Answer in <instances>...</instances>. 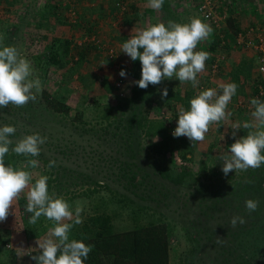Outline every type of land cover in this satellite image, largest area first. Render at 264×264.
Listing matches in <instances>:
<instances>
[{
	"label": "rangeland",
	"instance_id": "obj_1",
	"mask_svg": "<svg viewBox=\"0 0 264 264\" xmlns=\"http://www.w3.org/2000/svg\"><path fill=\"white\" fill-rule=\"evenodd\" d=\"M119 2L124 9L118 6ZM202 3L212 6L217 26L201 16L198 6ZM82 5L79 0H0V49L16 47L31 62V78L41 82V91L33 90L35 101L22 107L9 104L0 108V127L16 128L9 137L10 151L27 135L38 133L46 138L38 157L14 153L16 168L32 172L33 183L39 175H47L51 180L50 194L63 197L73 210L79 202L83 208V222L79 226L90 223L95 215L94 203L100 197L106 199L109 212L123 195L152 206L158 202V216H164L171 230L169 264H217L221 257L236 264L234 260H240L237 255L242 249L233 241L234 233L247 221L244 218L245 223L231 225L233 217H242L235 209L242 203L235 202V195L228 191L234 178L243 180L254 169L233 170L225 176L220 157L229 151L235 139L252 130L242 125L253 120L251 100L264 95V73L258 67V55L264 51V0H188L183 4L187 12L184 16L173 12L176 3L172 2L137 19L127 15L128 3L110 0L108 16L104 18L108 21L101 17L98 22L89 14L90 20H85L83 15L89 10ZM194 17L213 29L196 48L210 53L205 70L198 74L199 84L187 91L189 82L173 78L159 85L150 84L147 89L139 88L134 82L141 78V63L121 52L122 44L136 32L123 31L125 27L133 30L135 23V29H143L159 22L167 25L169 20L183 24ZM235 26L239 33L233 32ZM122 33H126L124 38ZM65 40L69 43L64 44ZM51 53L55 55L51 57ZM122 69L125 77L119 75ZM213 76L219 78L218 83L211 84ZM227 83L238 85L227 108L230 115L212 124L203 142L192 144L187 137L172 135L181 107L189 110L190 100L208 88L222 94L221 85ZM165 87L168 96L161 99ZM47 97L56 99L61 106L46 105ZM159 120L172 129L147 134L149 125ZM234 124L241 126L239 130L233 129ZM165 140H171L172 147L163 152L162 160L161 143ZM30 159L38 160L37 168L27 166ZM50 161H55V166L49 168ZM127 164L138 175V181L145 182L139 189L129 186L121 176L120 167ZM159 165L168 168V176L159 173ZM208 174L214 175L211 180L216 187L227 189L225 200L218 202L221 204L217 209H209L208 191L200 185L207 181ZM152 184L154 199L143 200L133 192L139 193ZM87 190H91L89 196L84 195ZM200 190L206 193L201 196ZM228 203L231 211L225 216ZM26 205L25 192L14 201L7 219L0 222V264H30L29 252L37 249V240H42L55 226L50 222L47 231L26 238L24 230L32 225L23 221L30 214ZM127 212L113 219L118 229L132 224ZM48 221L43 216L38 220L44 227L49 225ZM225 247L231 252L225 251Z\"/></svg>",
	"mask_w": 264,
	"mask_h": 264
},
{
	"label": "clouds",
	"instance_id": "obj_2",
	"mask_svg": "<svg viewBox=\"0 0 264 264\" xmlns=\"http://www.w3.org/2000/svg\"><path fill=\"white\" fill-rule=\"evenodd\" d=\"M164 0H148V5L154 9L162 8ZM213 29L200 18H192L188 23H177L169 20L167 25L159 22L143 29H138L135 35L122 44L121 52L132 61L141 63V78L134 83L141 89L151 85H159L165 79H178L181 83L190 82L193 87L199 84L198 74L205 70L206 61L210 59L207 51H197V45L209 38ZM140 49H143L141 52ZM31 62L22 57L14 46L0 49V108L9 104L22 107L36 100L35 92L41 91L38 78L32 79ZM126 76L125 70L119 72ZM222 94L216 89L208 88L190 100V109H179L178 121L172 135L187 137L192 144L203 142L212 124L226 120L232 97L236 94L238 85L227 83L221 85ZM168 96L165 87L161 99ZM254 106L251 122H244L242 127L252 129L246 136L235 139L227 153L221 155L222 171L227 176L231 171H247L264 165V101L257 98L251 100ZM239 130L240 125H233ZM16 128L11 125L0 127V222L7 219L14 201L26 192V212L31 213L29 223L36 224L39 218L46 217L53 221L48 234L37 240L40 255H33L37 264H84L92 251V245L81 240L70 239L74 225L83 222L82 206L77 203L75 209L63 198L48 190L47 175H39L33 183V173L24 168H15L5 163L6 154L10 151ZM235 138L236 131L232 133ZM45 137L38 133L27 135L16 143L11 150L17 155L38 157ZM38 160L30 159L27 166L38 167ZM55 166L50 161L48 167ZM259 201L249 199L245 202L246 209L251 213L257 210ZM71 221V222H66ZM245 223L243 217H233L230 221L233 227L237 223Z\"/></svg>",
	"mask_w": 264,
	"mask_h": 264
},
{
	"label": "trees",
	"instance_id": "obj_3",
	"mask_svg": "<svg viewBox=\"0 0 264 264\" xmlns=\"http://www.w3.org/2000/svg\"><path fill=\"white\" fill-rule=\"evenodd\" d=\"M234 29L233 32L236 34L239 31L238 26H235ZM214 41L213 39V43ZM68 43L69 41H64V44ZM54 55V53H51V57ZM257 99L264 101V95H257ZM46 101V105L52 107H54V104L55 106H61V103L56 99H49L47 97ZM171 129L172 127L166 124L165 121H154L149 125L147 134L156 135L168 132ZM161 146V157L163 160V152L170 150L172 141H162ZM154 148L156 149V145ZM158 151L160 153V150ZM5 163L16 168L17 160L14 152L9 151L6 154ZM120 168L122 170L121 176L126 178L128 184H130L129 186L132 188L139 189L142 184H145L144 180L138 181V175L130 168L129 164L123 165ZM158 168L161 175L164 177L168 176V168L166 166L159 165ZM202 169L204 172V167ZM211 176L214 175L208 174L206 177L207 181L200 183V185L206 189V192L208 191L207 197L211 200L209 209H217V206L221 204L218 202L223 199L225 200L227 189L222 191V187H216L214 181L211 180ZM244 177L245 179L243 180L234 178L230 186L228 185L231 189H229L228 193L235 195L234 201L242 203L241 206L236 205L235 209L239 210V213L247 221L246 224L239 226L241 227L240 230L234 233L233 241L239 249H242L237 255V257H240V260L237 261L236 259L234 261L236 264H264V165L254 170H249L248 174ZM91 181L95 182L92 179ZM50 184L51 180L49 179L48 190ZM210 186L214 187V189H210ZM153 187L154 184L149 185L147 189L139 193L136 190L133 192L143 200L154 199ZM88 191L91 192V190H87V192H84L85 196H89ZM255 191L257 194H255ZM200 192L202 193L201 196L206 193H203L202 190ZM249 199L259 201L255 212L250 213L245 207V202ZM19 201L21 199L18 200V204H20ZM232 201L231 199L229 202ZM156 203L155 206H152L123 195L117 198L116 208L111 209L112 211L109 212L107 208L109 205L106 199L100 197L98 202L94 203L95 215L91 218L90 223H86L84 226L74 225L70 233V239L81 240L93 246L84 264H169L171 230L164 216H158V202ZM226 206L227 208L224 210L225 216L229 215L231 211L229 203ZM123 210H128L127 214L132 224L126 228L118 229L115 227L113 219L121 216V213L125 212ZM214 211L217 212L218 210ZM31 215L30 213L27 217L23 218L25 224L29 222ZM48 222L49 225L47 224L45 227L38 221L36 226L32 224L28 230H24L26 238L30 239L35 236V233L47 231L52 225L50 222L53 221ZM198 230L201 231L199 227ZM224 250L229 253L231 252L228 247H225ZM40 254V249L38 248L31 250L29 252L30 264H37L32 259V256ZM216 262L217 264H232L227 257H221Z\"/></svg>",
	"mask_w": 264,
	"mask_h": 264
},
{
	"label": "crops",
	"instance_id": "obj_4",
	"mask_svg": "<svg viewBox=\"0 0 264 264\" xmlns=\"http://www.w3.org/2000/svg\"><path fill=\"white\" fill-rule=\"evenodd\" d=\"M116 1V0H115ZM117 1H121V0H117ZM188 0H164V4H163V8L164 7H168L167 4H171L172 2L176 3V9L173 8V12L178 13L180 16H184L186 15V10L185 8H183V4L187 3ZM79 2L83 3L84 5L83 8L85 10H89L85 13V15H83L86 19L90 20V16H87V14L91 15L92 17L98 18L96 19V21L94 22H98L100 21L99 18L102 17V21H108V18L104 19L105 17L108 16V3L110 2V0H79ZM128 3L129 4V12L127 13L128 16H130L133 19H137L139 17H146L148 15H151L153 12L156 13L159 10H154L152 9L149 5H148V0H122V3ZM179 3V5H178ZM112 17V16H110ZM101 21V22H102ZM133 22V21H132ZM133 24V23H132ZM131 24V25H132ZM99 25H95V29H97ZM133 30L130 29V27H125V29L123 31H128L129 33L132 32H136L138 29H135V23L132 25ZM114 31V28H112ZM122 29V28H121ZM126 33H122L121 38H124ZM139 61V60H137ZM228 65L225 66V68H227ZM230 68V67H229ZM227 71V70H226ZM210 80H213V82L211 84H213L214 82L218 83L219 78L216 76H213L210 78ZM208 83V84H210ZM194 87L192 86V84L189 82L186 85V89L187 91H191ZM16 257L18 260V255H19V250H17Z\"/></svg>",
	"mask_w": 264,
	"mask_h": 264
},
{
	"label": "built area",
	"instance_id": "obj_5",
	"mask_svg": "<svg viewBox=\"0 0 264 264\" xmlns=\"http://www.w3.org/2000/svg\"><path fill=\"white\" fill-rule=\"evenodd\" d=\"M118 6H122L121 3H117ZM124 9V6H122ZM121 7V8H122ZM212 6L209 5V3H202L201 5L198 6V11L200 12L201 16L206 20L211 22L214 25H218V20L215 18V15L213 14V12L211 11ZM240 36V35H239ZM93 40V38H92ZM260 49H262V46H260ZM263 50V49H262ZM261 50V51H262ZM258 67H259V71L261 73H264V51L261 52L260 55H258ZM215 67V65H214ZM262 94V92H260Z\"/></svg>",
	"mask_w": 264,
	"mask_h": 264
}]
</instances>
